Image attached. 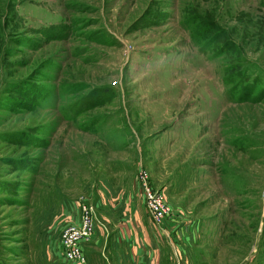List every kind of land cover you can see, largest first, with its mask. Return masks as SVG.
<instances>
[{"label": "rangeland", "instance_id": "obj_1", "mask_svg": "<svg viewBox=\"0 0 264 264\" xmlns=\"http://www.w3.org/2000/svg\"><path fill=\"white\" fill-rule=\"evenodd\" d=\"M139 168L185 264H264V0H0V264L145 215Z\"/></svg>", "mask_w": 264, "mask_h": 264}, {"label": "crops", "instance_id": "obj_2", "mask_svg": "<svg viewBox=\"0 0 264 264\" xmlns=\"http://www.w3.org/2000/svg\"><path fill=\"white\" fill-rule=\"evenodd\" d=\"M116 219L97 218L101 226L84 245L86 264H185V245L177 243V229L162 235L146 214L137 211L122 212Z\"/></svg>", "mask_w": 264, "mask_h": 264}, {"label": "built area", "instance_id": "obj_3", "mask_svg": "<svg viewBox=\"0 0 264 264\" xmlns=\"http://www.w3.org/2000/svg\"><path fill=\"white\" fill-rule=\"evenodd\" d=\"M138 185L143 197L144 210L151 224L162 235L171 226L173 218L171 207L165 193L153 187L149 173L139 168L137 173ZM77 219L65 225L60 232L59 246L62 258L70 264H86L84 245L88 244L95 228L101 224L94 216V207L80 202Z\"/></svg>", "mask_w": 264, "mask_h": 264}]
</instances>
